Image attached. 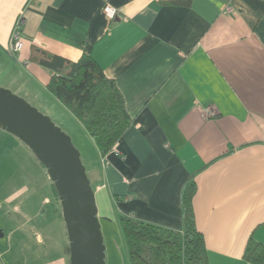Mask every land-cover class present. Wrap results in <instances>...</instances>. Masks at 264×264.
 I'll list each match as a JSON object with an SVG mask.
<instances>
[{
	"label": "crops",
	"instance_id": "0c3cea01",
	"mask_svg": "<svg viewBox=\"0 0 264 264\" xmlns=\"http://www.w3.org/2000/svg\"><path fill=\"white\" fill-rule=\"evenodd\" d=\"M20 19L24 48L13 55ZM35 50L72 62L87 53L116 82L132 121L119 156H102L48 91L53 73ZM0 80L82 132L102 233L101 220L123 216L182 230L194 178L210 264H251L248 241L264 244V0H0ZM27 153L38 172L0 169V264H70L58 192Z\"/></svg>",
	"mask_w": 264,
	"mask_h": 264
},
{
	"label": "trees",
	"instance_id": "16d2710c",
	"mask_svg": "<svg viewBox=\"0 0 264 264\" xmlns=\"http://www.w3.org/2000/svg\"><path fill=\"white\" fill-rule=\"evenodd\" d=\"M35 52L39 54L38 64L53 73L48 91L83 125L100 154L108 155L132 123L116 82L87 53L72 62L41 50ZM196 190L194 178L183 187L182 230L121 217L130 264H210L204 235L196 225L193 208ZM243 257L251 264H264V244L250 239Z\"/></svg>",
	"mask_w": 264,
	"mask_h": 264
},
{
	"label": "water",
	"instance_id": "95a60500",
	"mask_svg": "<svg viewBox=\"0 0 264 264\" xmlns=\"http://www.w3.org/2000/svg\"><path fill=\"white\" fill-rule=\"evenodd\" d=\"M0 127L24 143L55 185L70 243V264H106L96 194L72 139L36 107L0 86Z\"/></svg>",
	"mask_w": 264,
	"mask_h": 264
},
{
	"label": "rangeland",
	"instance_id": "374dc122",
	"mask_svg": "<svg viewBox=\"0 0 264 264\" xmlns=\"http://www.w3.org/2000/svg\"><path fill=\"white\" fill-rule=\"evenodd\" d=\"M0 86L12 91L15 95L23 98L29 104L36 107L41 113L49 117L53 121V123H55L57 127H59L63 132H65L68 136H70V138L73 141V144L81 153L82 151L81 147L82 149H84L83 148L84 142H83L82 137L80 136L82 132L75 131L73 129L74 127L70 126L67 120L63 116H61L60 114H57L55 111H53L49 107L46 108L45 105L43 104L45 103L44 99H36L35 97H30V96L25 97L24 94L19 90V88H9L8 84L3 80H0ZM40 102L42 104H40ZM4 133L6 134V136H8V139L6 136H4L7 143L3 144L2 142H0V169H2L1 171L3 170L5 171L6 170L5 168L8 167V177L13 172L14 173L23 172L24 171L23 168H26L28 166L29 168L27 169H29V171L33 172L37 170L38 172L39 170L38 167L33 168L32 163L27 164L29 162V160L27 159V156H28L27 152L31 154L32 151L28 147H26L24 143H22L19 139H17L15 136L10 134L9 132L4 131ZM81 155H82L81 157L82 162L84 164L86 163V159H85L86 154L84 151H82ZM34 158L35 156L33 157V160ZM5 162L6 164L1 167V165ZM9 186L10 185L8 184V187ZM47 186L48 185H46L45 183V185H43V188L45 189ZM47 188H50V187H47ZM105 220L106 219L101 220V221L104 224L103 235H104V245L106 248L105 250L106 264H130L129 250L127 247L126 239L123 235V231L121 229L120 220L119 221L117 220L116 222H113L110 224H106ZM107 221L109 223L108 219ZM61 224H62L61 226L64 228L63 230H65V241H67V237H66L67 229H65L66 226L63 223V220ZM60 235H61L60 240H58V238H55L54 241L55 243L59 244L60 246L59 249H62L63 248L62 230L60 231ZM68 249H70L69 239H68L67 250Z\"/></svg>",
	"mask_w": 264,
	"mask_h": 264
},
{
	"label": "built area",
	"instance_id": "2783aa9c",
	"mask_svg": "<svg viewBox=\"0 0 264 264\" xmlns=\"http://www.w3.org/2000/svg\"><path fill=\"white\" fill-rule=\"evenodd\" d=\"M104 12L109 19H114L118 13L116 8H114L111 5H106L104 8ZM23 48H24V41L22 38V20L20 19L18 20L12 34L11 53L13 55H18L22 52ZM212 114H213L212 111H208L206 115L211 116ZM111 152L115 153L117 156L120 155V153L115 148H113Z\"/></svg>",
	"mask_w": 264,
	"mask_h": 264
}]
</instances>
